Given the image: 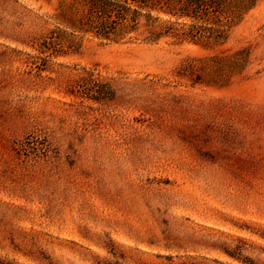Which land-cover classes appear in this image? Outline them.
<instances>
[{"label":"rangeland","instance_id":"374dc122","mask_svg":"<svg viewBox=\"0 0 264 264\" xmlns=\"http://www.w3.org/2000/svg\"><path fill=\"white\" fill-rule=\"evenodd\" d=\"M56 6L0 0V263L217 264V239L264 244V0L214 48L86 35L40 54Z\"/></svg>","mask_w":264,"mask_h":264},{"label":"trees","instance_id":"16d2710c","mask_svg":"<svg viewBox=\"0 0 264 264\" xmlns=\"http://www.w3.org/2000/svg\"><path fill=\"white\" fill-rule=\"evenodd\" d=\"M259 0H57L53 18L64 26L52 28L34 37L40 54L77 50L80 36L92 35L119 41L142 35L143 40L157 43L170 38L174 43L191 42L214 48L227 41L230 32ZM248 48L230 55H215L213 66L221 72L234 73L247 60ZM39 69L40 64L35 62ZM209 65V64H208ZM209 66L204 64L200 69ZM194 70L193 64L187 65ZM196 78L194 81L201 80ZM215 81V80H214ZM82 87V84H78ZM97 96L100 97L101 90ZM264 241V233L259 234ZM218 257L217 264H264V244L256 245L243 237L217 239L206 244ZM112 257L98 264H130L124 252L111 248ZM167 262L149 264H209L195 259L175 261L171 255H160ZM2 264V263H0ZM143 264V263H142Z\"/></svg>","mask_w":264,"mask_h":264}]
</instances>
